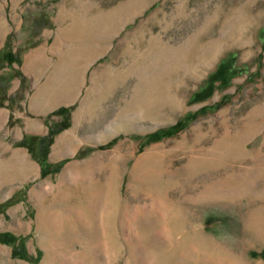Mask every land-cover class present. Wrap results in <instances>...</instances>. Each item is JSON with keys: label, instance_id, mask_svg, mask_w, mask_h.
I'll return each instance as SVG.
<instances>
[{"label": "rangeland", "instance_id": "obj_1", "mask_svg": "<svg viewBox=\"0 0 264 264\" xmlns=\"http://www.w3.org/2000/svg\"><path fill=\"white\" fill-rule=\"evenodd\" d=\"M13 194L0 233L28 258L0 242V264H253L264 0H0V203Z\"/></svg>", "mask_w": 264, "mask_h": 264}, {"label": "trees", "instance_id": "obj_2", "mask_svg": "<svg viewBox=\"0 0 264 264\" xmlns=\"http://www.w3.org/2000/svg\"><path fill=\"white\" fill-rule=\"evenodd\" d=\"M56 111L59 113H62L63 115H67L69 109L65 107H61L57 109ZM64 126L65 124H61V126L57 128L49 127L48 134L46 136L36 139L35 141L41 140L40 143L41 145L43 144L42 146L48 145L52 138V135L55 132L59 131L60 128ZM44 160L45 159H42L41 163L44 164ZM61 165H62V161L53 163V164L51 163L49 164V167L51 168V170L57 171L59 170ZM20 199L21 198L18 197V195L16 194L11 195L4 202L0 203V211H3L7 206L18 202ZM25 240H26V236H17V235H13L9 233L8 234L0 233V242L12 244L13 245L12 255L19 256L21 258H28V254H27L26 247H25ZM261 256L264 258V250L261 252Z\"/></svg>", "mask_w": 264, "mask_h": 264}, {"label": "crops", "instance_id": "obj_3", "mask_svg": "<svg viewBox=\"0 0 264 264\" xmlns=\"http://www.w3.org/2000/svg\"><path fill=\"white\" fill-rule=\"evenodd\" d=\"M259 236L260 237L258 241L260 244V249L263 250L264 249V231ZM253 264H264V259L262 257H258L257 259H255Z\"/></svg>", "mask_w": 264, "mask_h": 264}]
</instances>
